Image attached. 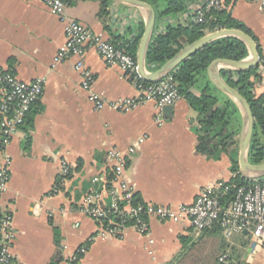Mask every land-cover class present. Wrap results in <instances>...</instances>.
I'll list each match as a JSON object with an SVG mask.
<instances>
[{
    "label": "crops",
    "instance_id": "0c3cea01",
    "mask_svg": "<svg viewBox=\"0 0 264 264\" xmlns=\"http://www.w3.org/2000/svg\"><path fill=\"white\" fill-rule=\"evenodd\" d=\"M110 1L104 18L99 16L101 2L87 0L66 3V16L108 41L131 43L140 34L146 11ZM207 1L191 4L181 23L188 24ZM225 8L256 39L260 69L253 81L260 96L264 93V10L251 0L225 3ZM64 28L39 0H0V67L22 81L46 79L42 97L8 145L0 129V169L7 159L11 161L0 214L13 218L14 261L51 264L60 252L57 264H171L184 251L182 239H188L203 250L224 244L227 264H264V245L248 232L230 238L223 232L221 236L196 234L188 225L151 219L150 236L127 228L117 238L104 235L101 225L81 211L92 178L112 166L107 158L110 150L127 154L135 146L136 152L128 156L127 177L145 204L179 206L193 203L204 188L235 177L230 158L235 147L219 159L201 154L194 131L199 127L197 114L183 98L164 110L161 122L152 101L128 113L96 110L82 88L77 59L56 61L66 42ZM84 62L94 77V92L104 100L140 96L121 68L107 63L95 50L87 53ZM2 96L0 88V101ZM142 138L145 141L139 143ZM63 163L74 172L62 191L54 194Z\"/></svg>",
    "mask_w": 264,
    "mask_h": 264
},
{
    "label": "built area",
    "instance_id": "2783aa9c",
    "mask_svg": "<svg viewBox=\"0 0 264 264\" xmlns=\"http://www.w3.org/2000/svg\"><path fill=\"white\" fill-rule=\"evenodd\" d=\"M55 14L65 26V44L60 48L57 62L67 57L77 59L76 70L82 79V88L89 93V101L96 110L111 108L121 113L135 110L142 103L152 101L158 111L157 121L163 120V112L173 107L180 99L179 89L171 76L159 82L145 85L138 70L137 58L117 49L110 41L96 35L77 21H71L66 16L64 0H39ZM226 0H209L207 11L222 10ZM264 10V0H251ZM199 21L204 13L197 12ZM91 50H95L109 64L118 65L139 89L137 99L128 98L116 101H106L94 92V77L86 68L84 58ZM46 79L39 78L32 82L20 80L12 72L0 67V88L3 96L0 101V129L3 143L8 145L20 128L25 124L27 115L39 102L44 92ZM145 139H140L143 143ZM136 152L135 146L125 154L117 149L107 154L112 164L108 170L94 176L91 187L84 195L81 211L98 222L104 235L120 238L127 228H134L143 236L151 235L150 220L163 223L188 225L196 234H201L218 226L225 237L234 234L250 233L254 241L264 245V178L252 181L249 186L239 187L233 199L225 200L231 187L228 183L218 182L199 192L191 204L179 206H156L152 204H135L136 192L127 177L129 167L128 156ZM11 161L7 159L0 169V196L8 190L10 182ZM73 168L63 163L59 178L53 189L58 194L65 187ZM110 220L106 225L102 221ZM12 215L6 213L0 219V235L2 248L1 264H17L11 249L16 238L13 230ZM227 254L220 262L227 264Z\"/></svg>",
    "mask_w": 264,
    "mask_h": 264
},
{
    "label": "trees",
    "instance_id": "16d2710c",
    "mask_svg": "<svg viewBox=\"0 0 264 264\" xmlns=\"http://www.w3.org/2000/svg\"><path fill=\"white\" fill-rule=\"evenodd\" d=\"M79 0H64L65 4H72ZM100 1L101 11L99 16L104 18L109 14L110 0H87ZM150 4L156 11V28L150 48L147 52L146 65L149 71H156L168 60L173 58L186 45L194 43L203 38L206 34L224 29H235L245 32L256 41L253 33L240 21L232 17L229 10L207 11V3L199 9L204 13L201 21L197 18V12L192 16L188 24H182L180 19L187 15L188 7L200 0H138ZM227 1V2H226ZM225 3H233L235 0H226ZM144 25L140 27L139 36L131 43L118 45L111 42L117 49L136 57ZM260 54V50L258 49ZM247 46L236 38H222L216 40L204 48L198 50L170 75L177 84L180 97L185 99L191 109L197 114L198 128L194 131L198 136V151L208 157L219 159L223 152H229L234 146V153H231L232 171L235 177L227 184L231 187L229 194L223 198L231 200L234 198L239 187L249 186L251 180L242 177L238 162V145L241 131V114L236 104L227 96L219 92L209 81L207 69L216 59H229L241 61L248 57ZM259 67L246 71H233L222 69L221 74L230 86L237 89L248 101L253 117L254 132L249 151V163L259 165L264 163V93L256 95L253 79L257 77ZM145 85L152 84L143 81ZM30 124V123H29ZM76 170V169H75ZM71 172L69 178L72 177ZM264 180V179H263ZM135 204L145 203L136 194ZM4 214H0V219ZM102 221L106 225L110 220ZM213 235L221 236L222 229L218 226L205 231ZM204 233V232H203ZM0 235V252L2 246ZM57 245H60V238L57 237ZM183 253L171 264H224L219 260L224 255L225 245L221 247L205 248L203 250L199 243L182 239ZM89 247V244L86 245ZM82 254V252H81ZM60 252L51 264H57L60 260ZM82 257V256H80ZM1 264V263H0Z\"/></svg>",
    "mask_w": 264,
    "mask_h": 264
},
{
    "label": "water",
    "instance_id": "95a60500",
    "mask_svg": "<svg viewBox=\"0 0 264 264\" xmlns=\"http://www.w3.org/2000/svg\"><path fill=\"white\" fill-rule=\"evenodd\" d=\"M117 3L129 5L132 7L144 9L146 18L144 22V30L137 51L138 70L141 77L150 83L159 82L170 76L179 65L204 48L208 44L222 38H236L242 41L248 48L249 55L241 61H233L229 59H216L207 69V76L210 83L222 94L232 100L238 107L241 114V131L239 135V156L238 162L240 173L247 180H259L264 178V163L253 165L249 163V151L254 132V117L248 101L239 93V91L228 84L221 74L222 69L233 71H246L258 66L260 55L258 46L254 39L243 31L235 29H224L213 33L206 34L203 38L194 43L186 45L173 58L168 60L156 71H149L146 65L147 52L150 48L156 28V11L145 2L138 0H113Z\"/></svg>",
    "mask_w": 264,
    "mask_h": 264
},
{
    "label": "rangeland",
    "instance_id": "374dc122",
    "mask_svg": "<svg viewBox=\"0 0 264 264\" xmlns=\"http://www.w3.org/2000/svg\"><path fill=\"white\" fill-rule=\"evenodd\" d=\"M223 235V234H222Z\"/></svg>",
    "mask_w": 264,
    "mask_h": 264
}]
</instances>
